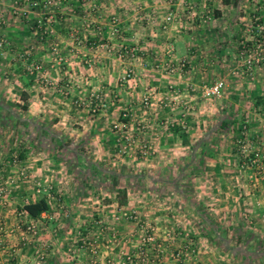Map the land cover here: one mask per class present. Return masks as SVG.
Here are the masks:
<instances>
[{
	"label": "rangeland",
	"instance_id": "374dc122",
	"mask_svg": "<svg viewBox=\"0 0 264 264\" xmlns=\"http://www.w3.org/2000/svg\"><path fill=\"white\" fill-rule=\"evenodd\" d=\"M32 1L15 2V52L9 58L14 62V69L0 71L3 75L0 123L5 127L0 129V183L9 189L15 178V188L30 186L32 190L36 181L40 183L36 198L45 196L50 207V218L43 228L49 227L48 235L64 241L67 264H111L117 260L122 263L124 253H136V246L143 242L140 237L146 232H153L154 240L143 244L145 256L155 259V264H264V232L257 236L248 226L240 228V232L229 222H236V213L227 215L228 224L222 222L225 221L223 204L236 202L232 201L233 196L232 200L230 197L224 200L221 188H233V182L224 181V184L217 179H205L202 173L206 170L197 156L196 175H192L193 166H189V161L194 157L188 146L178 150L160 147L163 139L167 142L187 139L188 133H177L171 127L170 114L167 116L166 110L155 102L153 106L148 100L145 104L144 99L139 100L136 110L140 116L135 110L130 114L124 108L126 98L121 99L123 96L117 91L116 95L111 92L115 86L105 84L104 89L89 80L99 63L109 58L124 61L139 55L137 49L130 51L135 44L120 26L117 3L121 0H42L36 8L31 6ZM129 1L135 19L147 18L148 22L154 19L150 13L138 14L137 3L142 0ZM179 1L183 7L188 2ZM189 1L195 5V2L208 4L210 0ZM230 1L245 5L243 9L249 12L243 20L245 24H240L244 36L239 38V59L244 63L250 54L261 58L257 65L264 63V0L258 9L254 6V11L247 8L251 6L249 0ZM0 13L4 19L0 34L7 40L0 49L2 58L8 53L11 40L5 33L4 15ZM113 16L117 18L115 23ZM80 20L85 28L83 41L87 43L84 55L81 51L77 53L74 46L82 39L75 31ZM208 21L207 18L203 21V28L208 26ZM58 36H65L74 45L68 50L62 49ZM144 37V43L148 40L154 46L150 38L155 36ZM35 44L43 51L34 52L32 45ZM246 47L250 49L244 52ZM146 60L154 68V64L163 63L151 56ZM35 65L41 67L36 69ZM79 66L83 67L84 76H88L81 82ZM60 73L65 81L60 82ZM126 83L129 82L118 78L117 87L124 88ZM149 108L151 114L147 113ZM98 112L109 113L110 117L101 116L98 121ZM222 114L212 113L207 134L200 133L198 140L207 138L217 145L213 146V153L221 151L220 154L229 153L234 159L241 157L243 166L239 168L248 175L246 180L236 182V186L248 191L247 185L252 184L249 175L253 172L260 178L257 181L264 194L262 164L246 163L240 146L243 133L235 130L233 123L222 125ZM151 123L162 127L148 131ZM96 124L100 126L94 127ZM251 140L249 137L247 141ZM20 160L26 163L21 164ZM30 161H34L37 169L36 180L27 172ZM7 166L16 168L8 179L4 173ZM175 190L181 192L171 193ZM173 203L177 206L176 213L169 216L178 222L167 219L164 222L167 224H144L148 214L140 208L154 207L153 215L159 213L158 207ZM117 207L122 210L118 211ZM241 218L244 223L251 220L248 216ZM122 229L136 231L138 236H126L123 240L118 234ZM161 232L165 237H158ZM237 234H245V238L241 241ZM100 245L104 249L115 246L118 250L121 246L125 250L117 251L120 258L107 261L109 257ZM155 254L163 260H157Z\"/></svg>",
	"mask_w": 264,
	"mask_h": 264
},
{
	"label": "crops",
	"instance_id": "0c3cea01",
	"mask_svg": "<svg viewBox=\"0 0 264 264\" xmlns=\"http://www.w3.org/2000/svg\"><path fill=\"white\" fill-rule=\"evenodd\" d=\"M249 2L251 6L247 8H252V11H254V6L255 9H258L259 5H262L261 0H256L255 2L249 0ZM12 5V0H0V11L6 21L5 33L11 40L10 48L6 51L8 53L0 58V71L14 69V62L9 59L13 58L12 56L15 52V15L12 12ZM195 5L199 11V16L196 17L193 26L188 21L186 11L180 5L179 0H142L141 3H137L139 7L137 10L138 14L146 15L150 13L154 16L151 22H148L146 17L145 21L135 19L130 1L121 0L119 5L117 3V8H119L120 12L118 16L120 26L125 33H129V38H132L131 43L135 44L136 53L139 52V55L134 59L124 61H116L109 58V60H105L106 62L99 63L94 71L95 73L90 75L89 80L99 84L104 89L106 88L105 84L115 86L114 89H111V92H114L113 94L115 95L116 93L121 94L123 96L121 99L126 98L125 100L123 99L124 108L129 109L130 114L134 110L139 109V100H143L145 97L151 102L150 105L159 104L161 109L166 110V115L169 116L170 114L171 118H173L170 125L174 131L188 134L186 140L167 142L163 139L159 143L160 147H172L173 150H178L188 146L194 157L193 161H189V166H193L192 175H196L195 157L197 156L201 158L198 162H201L203 169L206 170L202 173L205 179L210 180L213 178L220 180L221 183H224V181L233 182V188H221V196L224 197V200L229 199V197L232 200L231 196H233L234 199L232 201L236 202L234 204H223L224 208L221 211L225 215V221L222 220V222L226 224L229 222L234 223L235 228L240 232V228L248 226L255 235L262 236L259 233L264 232V194L260 191V181H257L260 178L252 172L249 175V180L252 184H249L250 186L247 185L248 191H245V188L238 189L236 182L239 183L241 180H246L248 175H244L240 169L242 158L234 159L229 157V153L220 154L221 151L217 154L213 153V146L217 145L208 142L207 138L202 141L198 139L200 133L204 136L207 134V126L210 125L213 117L212 113L220 111L223 112L222 120L227 122L225 123L221 120V124L230 125L233 123L235 130L243 133V139L248 140L250 137L252 139L250 142L262 143L260 145H262L261 151L264 156V63L248 68L244 65L241 58L239 59L238 57L239 38L244 36V31H241L242 27H240V24L241 26L245 24L243 20L247 18L246 14H249L243 9L245 5L234 4L230 0H210L208 4L195 2ZM169 12L174 13L177 18L171 24L164 21L165 16ZM205 14L207 17L209 16L207 19L210 21L207 23L208 26L203 28L204 22L202 18L205 17ZM77 24L79 25H77L75 31L82 39L76 45L71 40H67L65 36H58V38L62 49L68 50L74 45L76 52L81 51L79 53L84 55V48L87 47V43L83 41L85 28L82 25V20L77 21ZM145 35H148V37L155 36L154 39L150 38L151 41L153 40L154 46H151V42L148 40L147 43H144ZM218 36L219 39H217ZM167 42H172L174 48L173 57L170 60H183L186 64L182 71L174 74H168L163 67L154 68L153 63L149 64L146 60L147 56H151L154 60H159L163 63L170 61L165 50ZM37 47L38 44L37 46L36 44L35 46L32 45L34 52L42 50L39 47L38 50ZM127 69L133 71L132 78L128 80L129 83H126V87H117L118 78ZM78 70L82 72L81 79H79L81 82L88 76H84L82 66H79ZM62 74L60 73V82L66 79ZM212 75L216 76L212 77ZM11 78L14 79L13 76ZM217 78H223L226 81L224 94L217 99L203 98L199 91L200 86L205 83H211ZM2 81L3 75L0 74V82ZM115 91L117 92L115 93ZM121 91L124 93L122 94ZM136 113L137 116L141 114L140 111H136ZM147 113H152L151 108L148 109ZM96 115H98V121L101 116L102 118L105 116V119L110 117L109 113L104 112H98ZM239 118L240 121L237 120ZM155 125L154 123L149 124L150 127L148 126L147 130L162 127ZM98 126L100 125L96 124L94 127L98 128ZM0 127L2 130L5 129L2 122ZM218 148L220 147L218 146ZM201 149H203V153L200 154L199 150ZM20 163L25 164L26 161L20 160ZM28 163L30 167L27 172H30L32 174L31 177L36 180L38 176H36L37 169L34 168L35 163L34 161ZM260 163L262 164L260 167L264 170V163L261 161ZM212 165L214 166L213 170ZM13 168L16 170L15 167ZM13 168L4 169L6 179L15 174L12 172ZM254 180L256 181L254 182ZM11 181L12 183L14 182L13 187L6 189L5 196L0 195V264H67L68 259L64 253V241H58V238L52 234L48 235L47 233L50 232L49 227L45 226L43 228L46 225V220L50 218V207L48 211L43 212L39 217L29 216L23 209L24 203L35 201L39 197L36 198L34 190L29 189L30 186L15 188V178H12ZM179 191L175 190L171 193L178 195ZM242 194L243 196H241ZM176 209L177 206L173 203L167 207L163 205L158 207V214L151 215L154 207L153 209L147 206L142 207L140 211L148 214L144 224L155 226L157 223L167 224L164 223L167 219L178 222V219L169 216L170 214H175ZM117 210L120 211L122 209L117 207ZM234 213L238 215V218H235L236 222L226 220L228 214L233 215ZM242 215L248 216L251 220L244 223L245 221L241 218ZM30 223L36 224L35 231L28 228ZM142 226L140 224V227ZM118 234L123 240L126 236L131 235L134 238L138 236L136 231L132 233V231L129 232L126 229H122ZM239 234L237 236L242 241L245 238V234ZM159 236L165 237L162 232L158 233ZM161 240L158 239L159 242H165L164 239ZM118 244L120 245V243ZM100 246L103 249L105 248L104 245ZM120 249L124 248L120 246L117 250L113 246L109 249H104L105 255L110 258H107V261L116 257L120 258L117 253ZM133 255L137 256L136 253H133ZM154 257L157 259L156 254ZM159 259L163 260V257L157 260ZM81 260L80 262L82 263ZM134 261L137 264H155L154 261L156 260H151L149 257L141 259L140 257L134 259Z\"/></svg>",
	"mask_w": 264,
	"mask_h": 264
},
{
	"label": "built area",
	"instance_id": "2783aa9c",
	"mask_svg": "<svg viewBox=\"0 0 264 264\" xmlns=\"http://www.w3.org/2000/svg\"><path fill=\"white\" fill-rule=\"evenodd\" d=\"M15 2L16 0H13V5H12V12L13 14H15ZM39 2H42V0H33L31 2V6L33 8H36L39 5ZM184 9L186 11V17L188 19V21L190 22L191 25L194 26V22L196 20V17L199 16V11L196 9L195 5L193 3H191L189 0L188 2H185L184 5ZM204 20H206V18H208L206 16V14L204 15ZM117 20L116 16L112 17V22L115 23ZM175 20H177L176 15L172 12H169L165 18L164 21L165 23L171 24L172 22H174ZM178 20H180V18H178ZM203 20V21H204ZM4 22V19L2 17V14L0 13V24H2ZM40 22V21H38ZM7 44V40L4 38V36H2L0 34V49ZM134 49H136V47H132L130 49V51L132 52ZM249 47H246L244 49V52L249 51ZM165 50H166V54H168V58L169 60L172 59L173 57V53H174V48L172 45V42H167L165 44ZM261 61V58L259 56L256 55H247V57L244 59V65H246V67L251 68L255 65H257L259 62ZM155 68H164L166 70V72L168 74H174L177 72L182 71L186 64L183 60H177V61H168L167 63H156L154 64ZM40 65H35L34 68L38 69L40 68ZM132 74L133 71L130 69L125 70V72L123 74L120 75L119 80L121 82H126L128 81L130 78H132ZM226 88V81L223 78H217L214 79L211 83H205L202 84L199 88L200 94L203 98H220L225 91ZM144 102L145 104H147V98H144ZM241 152L243 153V156L246 159V163L251 164V165H255L262 161L264 162V156L262 154L261 151V146L259 142H250L247 141V139H241ZM243 166V164L241 165V167ZM262 178H264V176H262ZM1 179V177H0ZM36 187L34 189V192H40V183L38 181L35 182ZM6 194V189L1 185L0 183V195L5 196ZM118 218V217H116ZM29 229H31L32 231H35L36 228V224L34 223H30L28 226ZM142 239V243L136 246V257L132 254L130 255L129 253H124V260L121 262L119 261H115L112 262L111 264H135L134 263V258H140L143 259L145 258V250L143 247V244H145L146 242H151L154 240V235L153 232H146L145 234H143L141 237Z\"/></svg>",
	"mask_w": 264,
	"mask_h": 264
},
{
	"label": "trees",
	"instance_id": "16d2710c",
	"mask_svg": "<svg viewBox=\"0 0 264 264\" xmlns=\"http://www.w3.org/2000/svg\"><path fill=\"white\" fill-rule=\"evenodd\" d=\"M23 108H26V105H23ZM119 193V191H118ZM23 209L27 212L29 216L39 217L43 212L48 211L49 206L45 196H40L35 201L25 202Z\"/></svg>",
	"mask_w": 264,
	"mask_h": 264
}]
</instances>
